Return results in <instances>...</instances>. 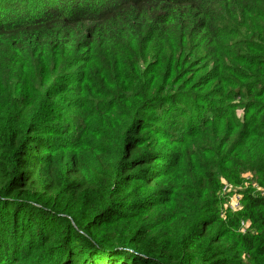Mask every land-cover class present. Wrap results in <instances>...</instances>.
<instances>
[{
    "label": "trees",
    "instance_id": "16d2710c",
    "mask_svg": "<svg viewBox=\"0 0 264 264\" xmlns=\"http://www.w3.org/2000/svg\"><path fill=\"white\" fill-rule=\"evenodd\" d=\"M228 26L263 45V65L245 63L249 75L218 97L249 105L241 116L226 106L208 148L175 160L185 128L165 121L187 107L175 88L190 78L193 55L232 42ZM100 49L108 67L140 49L157 64L131 70V102H86L80 116L94 134L61 143L51 136L55 109L74 112L65 79L83 75L57 72ZM1 54L17 57L20 74L0 69V264H264V197L234 214L217 210L222 179L240 185L253 174L264 187V0H0ZM5 79L18 83L17 97Z\"/></svg>",
    "mask_w": 264,
    "mask_h": 264
},
{
    "label": "rangeland",
    "instance_id": "374dc122",
    "mask_svg": "<svg viewBox=\"0 0 264 264\" xmlns=\"http://www.w3.org/2000/svg\"><path fill=\"white\" fill-rule=\"evenodd\" d=\"M229 27L230 26L224 30H227L228 35H233L231 38L232 42L221 44L219 47L218 45L211 46L210 52L205 56L193 55L192 60L194 63L190 66L189 70H187V72L192 70L190 78L180 87L185 90L181 91L182 89L175 88V93L180 94L178 97L187 101V107H182L184 110L176 113L177 117L167 112L169 113V118L165 121V123L169 125L182 124L181 128H185V133L183 132L181 136V142L177 144L174 143V146L170 148V151L175 154V160L185 155L190 156L194 153L204 152L208 148L207 144L209 141L212 142L214 137L220 135L218 132V125L214 120L217 119L219 114L226 115L228 113L225 109L226 106L239 107L234 111V113L239 116L244 114V111L247 110L246 106L249 104H246V102L236 99L233 102L227 103L226 100L229 99H226L221 103L222 99L218 97L221 91H227L229 89L226 85L228 82L236 78H245L249 75L247 70L244 69V67H247L244 65L245 63L249 64V61L253 59L255 67L258 68L263 65V62L258 58V54H261L263 45L259 38H257L256 41L248 37H238V30ZM196 44L198 43H190V45ZM142 50L143 49L136 52H127L123 58V66H117L112 62V66L108 67L100 57L112 56L105 49H100L95 51L94 54L85 55L84 57H73L72 59L83 61L82 64L58 71L57 74L60 77H62L64 73H71L72 70L82 73L81 75L83 76L80 77V75L77 76V74L74 73L77 77H73L72 79H65L62 77L67 80L70 85H74L72 92L62 95V97L65 96L69 98V102L73 103L72 107L74 112L63 109L62 106L55 109L57 118L53 122V125L55 126L54 130L56 134H51V136L54 137L55 140L61 139V143H69L72 141L70 137H75L74 135L76 134L79 143H83L85 137L87 136L88 138L89 135H93L95 130V126L91 124L88 118L80 116L82 112L81 109L85 107L83 105H85L86 102L95 99V97H104L108 101L114 103L131 102L134 94L138 91L137 83L131 79V70L138 67L142 71H153L157 64V62H152V57L147 60H141ZM226 52L230 53L232 56V60L229 62H217L212 58H207L208 55L211 54L218 56ZM92 56L96 58L95 62L92 60ZM82 66H86V70H82L81 72ZM222 67L226 69L224 74L220 75ZM0 69L6 72L15 70L16 75L20 74V69H18L17 66V57L10 54H1ZM55 69L54 66H50L45 70L44 75H48L51 70ZM5 82H7V91L10 96L17 97L19 95L18 83H12L6 79ZM51 83L53 82L47 79L46 84L42 86L46 94L52 88ZM54 83L58 85V82ZM187 83H190V85H187ZM64 85H67V83ZM99 87L101 90H98ZM65 89L66 86L61 87L57 93ZM230 91L232 94L236 92L234 89ZM62 97L60 99H62ZM184 97L187 98L185 99ZM251 104H255V102L251 101ZM86 107L85 109L88 112L96 108L95 104L94 106ZM217 107L220 111L224 110V112H217L214 114V109ZM184 115L186 116L184 117ZM210 128L214 130H209ZM219 129H221V126H219ZM221 185V190L218 193L219 208H217V210L224 216L226 214L237 213L232 210L235 198L239 199L241 203L240 210H242L249 196L264 197V187L259 184L256 176L253 174H244L241 178L240 185H233L224 179L221 180Z\"/></svg>",
    "mask_w": 264,
    "mask_h": 264
},
{
    "label": "built area",
    "instance_id": "2783aa9c",
    "mask_svg": "<svg viewBox=\"0 0 264 264\" xmlns=\"http://www.w3.org/2000/svg\"><path fill=\"white\" fill-rule=\"evenodd\" d=\"M234 201L235 202L233 204L232 210L238 212L241 209V203L239 202L238 198H235ZM240 226H241V232H246V229H248L249 223L242 221Z\"/></svg>",
    "mask_w": 264,
    "mask_h": 264
}]
</instances>
